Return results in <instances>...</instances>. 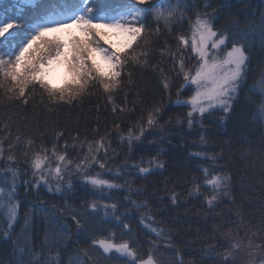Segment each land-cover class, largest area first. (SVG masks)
Listing matches in <instances>:
<instances>
[{"label":"trees","instance_id":"16d2710c","mask_svg":"<svg viewBox=\"0 0 264 264\" xmlns=\"http://www.w3.org/2000/svg\"><path fill=\"white\" fill-rule=\"evenodd\" d=\"M221 2L192 0L193 11L171 25V31L148 18L146 26L152 29V36L147 62L125 68L124 83L115 96V103L124 108L123 112L113 113L112 103L100 90L72 106L49 105L46 98L41 102L39 93L28 105H23L4 99L0 90V139L5 140L6 148L8 141L16 143L14 138L21 137L16 147L18 165L0 161V168L16 166L22 174L21 180H30V169L23 155L27 140L36 141L33 147L43 143L50 148L52 142H56L60 148L67 143L69 157L75 160L85 154L86 141L111 132L112 135L106 138L112 142L110 151L114 156L105 158L106 167L114 174L118 170L120 178L115 182L124 185L121 189L99 194L85 187L82 179L74 175L71 177L72 190L65 189L60 193L49 192L43 187L31 191L18 189L21 219L15 231L19 233L23 227V216L30 215L29 237L37 252L47 255V249L43 247L47 234L50 239L59 240L63 264L78 251L86 249L98 264H125L117 259H103L99 251L91 248L94 237L82 236L77 231L71 214L83 216L91 211L85 205L96 202L98 205L116 203L118 215L123 218V214H128L124 223L129 225L125 230L129 235L125 238L139 249L150 251L156 264H179L180 260L183 264H220L225 252H231V258L238 264H249L250 261L258 264L264 258L261 250L264 248V125L257 118L260 97L248 92L264 71V48L260 42L264 0H228L227 10L221 7ZM25 8L32 11L30 7ZM196 12L219 14V19L214 21L217 28L222 30L236 24L242 31L252 32L253 36L249 37L252 52L247 87L240 94V102L228 117L217 113L207 117L202 125L195 123L189 128L186 113L190 109L175 105L177 86L183 81L177 75L179 69L174 54L178 50L177 36L189 34L191 21L187 17L194 19ZM157 27L159 32L155 31ZM113 42L119 44V41ZM179 52L186 64L189 60L193 62L190 51L180 48ZM69 80L68 73L65 82ZM165 82L170 86L167 90L163 86ZM189 95L191 93L186 92L179 99H187ZM161 101L163 108L157 123L148 127V111ZM138 123L144 124V136L129 147L121 141L115 125L119 124L120 131L126 132ZM59 132L64 135L57 138ZM81 144H84L83 148L79 146ZM194 153H203V157H196ZM154 157L163 162V168L145 175L134 167L141 161L143 166H148L147 162ZM201 167L214 168L231 177L229 192H222L212 206L205 199L213 193L203 184ZM197 184L202 195L194 192ZM173 195L177 197L176 203H172ZM130 201L146 207L136 208ZM36 204L43 205L47 211H39L33 207ZM101 220L103 212L99 211L95 222ZM147 224L157 231L162 230L161 235L157 237L145 227ZM100 226L117 231L119 235L120 230L115 224ZM248 240L252 247L247 246ZM236 241L241 242L238 251L228 246ZM14 247L12 241L0 239V264H14Z\"/></svg>","mask_w":264,"mask_h":264},{"label":"snow or ice","instance_id":"6c2138e0","mask_svg":"<svg viewBox=\"0 0 264 264\" xmlns=\"http://www.w3.org/2000/svg\"><path fill=\"white\" fill-rule=\"evenodd\" d=\"M51 2L0 0V90L3 98L28 105L30 99L39 93L41 102L46 98L49 105L72 106L74 102L80 103L100 90L112 103L113 113L124 111L123 107L115 103V96L124 83L125 68L147 62L152 36V29L146 26L148 18L151 17L157 26L162 23L165 29L171 31L170 26L185 19V14L195 7L192 0H55L57 10L49 12L48 4ZM37 5L40 10H35ZM25 6L32 9L30 15H24ZM221 7L227 10L228 0H222ZM187 19L191 21L189 35L177 36L178 50L174 54L179 69L177 75L183 81L177 86L175 105L190 109L186 113V122L191 128L195 123L202 125L207 117L217 113L228 117L240 102V94L247 87L252 52L249 37L253 33L242 31L236 24L222 30L217 28L214 21L219 19V14L196 12L194 19ZM72 29H76L79 35L74 34ZM155 31L159 32V27ZM65 32L69 33L67 37L62 35ZM111 37H115L119 44L114 43ZM260 42L264 48V22L260 29ZM180 48L190 51L195 62L189 60L186 64L179 52ZM59 63L67 66L71 80L57 87L48 79V74L53 65ZM127 76L130 78L131 73H127ZM163 86L166 90L170 87L167 82ZM186 92L191 95L187 99H179ZM248 92L260 97L257 118L264 125V71ZM248 99L251 101V95ZM162 108V101L153 104L147 114L148 127L157 123ZM7 127L5 125L6 130ZM115 129L121 141L129 147L140 141L146 130L143 123L129 127L126 132L120 131L119 124L115 125ZM56 135L59 138L64 133ZM111 135V132H107L99 139L86 141L85 154L75 160L69 157L67 143L62 149L57 147L56 142H52L50 148L43 143L33 147L36 141L27 140L23 155L30 169V180H21L22 174L16 166L0 168V239L12 241L15 245L14 264H63L58 239H50L46 234L43 247L47 249V255L36 251L29 237L30 215L23 216V227L19 233L15 231L21 219L18 189L31 191L43 187L49 192L60 193L65 189L72 190L71 177L74 175L79 176L84 185L90 186L95 193L103 194L123 188L124 185L115 182L120 178L118 170L114 174L111 168L106 167L105 158L114 156V152L110 151L112 142L106 138ZM14 139L16 143L8 141L7 149L4 147L5 140L0 139V161H7L10 165L19 163L16 147L21 137L17 135ZM79 146L83 148L84 144ZM193 155L203 157V153ZM143 164L141 161L134 167L145 175L154 171L153 165L155 169L164 167L163 162L155 157L147 162L148 166ZM93 168L100 171H90ZM199 170L203 173L204 186L212 190L213 194L205 197L207 204L212 206L222 192H229L231 177L210 167H201ZM194 192L200 193L198 184ZM171 200L176 203L177 197L173 195ZM130 203L136 208L146 207L137 205L135 201ZM33 207L41 212L47 211L41 204ZM85 207L91 211L83 216L72 213V220L82 236L94 237L91 248L99 251L103 259H117L125 264H137V261L139 264H156L150 251L139 249L134 242L130 244L125 238L129 235L125 231L129 225L124 223L128 214H123V218L118 215L116 203L98 205L90 202ZM99 211L103 212V220L96 223ZM101 224H115L120 230L119 235L117 231L101 227ZM145 227L157 237L162 233V230L157 231L150 224ZM228 246L238 251L241 242H232ZM247 246L252 247L250 240ZM261 250L264 251V248ZM231 257V252L223 253L220 264H238ZM67 264H98V261H93L86 249L70 257ZM179 264H183V261L180 260ZM249 264L257 262L250 261ZM258 264H264V258Z\"/></svg>","mask_w":264,"mask_h":264},{"label":"rangeland","instance_id":"374dc122","mask_svg":"<svg viewBox=\"0 0 264 264\" xmlns=\"http://www.w3.org/2000/svg\"><path fill=\"white\" fill-rule=\"evenodd\" d=\"M209 14V13H208ZM211 15V14H209ZM74 34L79 35V32L76 29H72L71 30ZM64 37H67L69 35L68 32H65L62 34ZM189 35V34H188ZM112 41H118L115 37H111ZM193 59V58H192ZM194 59H193V63H194ZM68 68L64 63H59V64H55L53 65L52 69L50 70L49 74H48V79L51 81V83L57 87L62 86L65 83L66 80V76L68 74ZM8 147V144L6 146V148ZM64 146L60 147L61 149ZM153 168L155 169L154 165ZM72 180V178H71ZM87 188H90V186H86ZM54 192V191H53ZM139 262V261H138Z\"/></svg>","mask_w":264,"mask_h":264}]
</instances>
